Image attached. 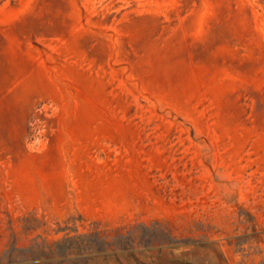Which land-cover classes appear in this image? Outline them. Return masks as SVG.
Masks as SVG:
<instances>
[{
  "label": "rangeland",
  "instance_id": "374dc122",
  "mask_svg": "<svg viewBox=\"0 0 264 264\" xmlns=\"http://www.w3.org/2000/svg\"><path fill=\"white\" fill-rule=\"evenodd\" d=\"M0 264H264V0H0Z\"/></svg>",
  "mask_w": 264,
  "mask_h": 264
}]
</instances>
